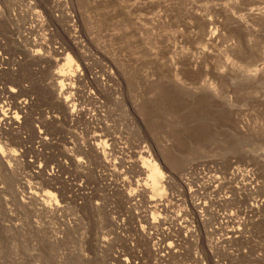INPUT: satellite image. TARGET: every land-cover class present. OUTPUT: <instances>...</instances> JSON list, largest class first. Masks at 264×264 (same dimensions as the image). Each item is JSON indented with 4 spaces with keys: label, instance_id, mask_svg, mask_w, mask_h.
<instances>
[{
    "label": "rangeland",
    "instance_id": "1",
    "mask_svg": "<svg viewBox=\"0 0 264 264\" xmlns=\"http://www.w3.org/2000/svg\"><path fill=\"white\" fill-rule=\"evenodd\" d=\"M2 113L0 264H264V0H0Z\"/></svg>",
    "mask_w": 264,
    "mask_h": 264
},
{
    "label": "bare ground",
    "instance_id": "2",
    "mask_svg": "<svg viewBox=\"0 0 264 264\" xmlns=\"http://www.w3.org/2000/svg\"><path fill=\"white\" fill-rule=\"evenodd\" d=\"M208 35L210 36V37H213V35L211 34V32H209L208 33ZM209 37V38H210ZM38 45V44H37ZM33 52V51H32ZM28 56L29 57H31V56H33V53H30V54H28ZM62 83V82H61ZM60 84V83H59ZM62 85V84H61ZM65 85V84H64ZM60 86V85H59ZM62 87H63V85H62ZM62 87H61V89L59 90L60 92H59V97L61 98L62 97V94L64 93H62ZM60 88V87H59ZM68 88V87H67ZM64 89V88H63ZM69 99H65V105H66V108L67 109H69V111H70V109L71 108H73V107H71V103H69L68 104V101ZM5 111V110H4ZM75 111V110H74ZM71 112V111H70ZM72 113H73V111H72ZM9 114V113H8ZM12 114V113H11ZM2 115V118L0 119L1 120V122H0V125L1 124H3V122L2 121H4V120H6V119H10V120H17V115L15 114V113H13V115L12 116H5V114H1ZM0 115V116H1ZM4 156V155H3ZM149 179H150V181H151V183H152V187H153V192L154 193H156V194H158V193H160L161 191H160V187H159V181H160V179H161V172L160 171H158V169L154 166V170L149 174ZM47 206V205H46ZM161 248V247H160ZM163 250V249H162ZM161 251V250H160Z\"/></svg>",
    "mask_w": 264,
    "mask_h": 264
}]
</instances>
